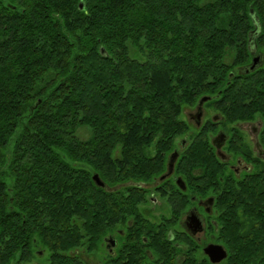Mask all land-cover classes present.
<instances>
[{
	"label": "trees",
	"instance_id": "trees-1",
	"mask_svg": "<svg viewBox=\"0 0 264 264\" xmlns=\"http://www.w3.org/2000/svg\"><path fill=\"white\" fill-rule=\"evenodd\" d=\"M204 96L225 123L259 118L264 149V0H0V264L39 246L47 264H86L76 251L136 217L112 188L162 172ZM207 131L187 151L220 264H264V170L226 172ZM176 241L163 264H211Z\"/></svg>",
	"mask_w": 264,
	"mask_h": 264
},
{
	"label": "flooded vegetation",
	"instance_id": "flooded-vegetation-1",
	"mask_svg": "<svg viewBox=\"0 0 264 264\" xmlns=\"http://www.w3.org/2000/svg\"><path fill=\"white\" fill-rule=\"evenodd\" d=\"M196 105L194 112L188 114L190 126L197 130L209 128L203 134L209 136V143L222 168L236 178L253 172L262 173L264 149L258 142L260 124L251 127L256 135L251 144L241 135L242 127L247 124L222 126L216 117L210 122L208 118H204L203 105L200 115L197 116L198 102ZM197 130L190 138L187 136L175 141L174 148L163 162L164 169L158 175L145 182L130 181L112 188L115 192L127 190L124 195L130 196L129 206L137 214L135 218L129 217L126 220L114 218L111 229L105 234L101 233L98 246L94 250L98 253L96 264H163L158 255L160 251L167 247L168 254L174 257L170 250L180 248L177 239H189L196 251L200 234L208 233L210 236L209 242L202 246V252L206 245L216 244L211 241L213 238L208 228V222L214 224L212 217L215 198L210 192L206 196L199 193V174L197 167L191 162L193 155L187 151L198 135ZM171 156L173 165L169 173ZM113 215H117V210ZM191 215L201 219L203 230L200 233L193 234L189 228L188 217ZM36 253L40 255L39 251ZM75 253L81 257L79 251Z\"/></svg>",
	"mask_w": 264,
	"mask_h": 264
},
{
	"label": "rangeland",
	"instance_id": "rangeland-1",
	"mask_svg": "<svg viewBox=\"0 0 264 264\" xmlns=\"http://www.w3.org/2000/svg\"><path fill=\"white\" fill-rule=\"evenodd\" d=\"M196 106L197 105H194L192 107L183 108V110L181 112V119L187 124V131L182 136L177 137V139L175 141H177V140H179L181 138H184V137L186 138L187 136H188V138H190L194 134V132L197 130L196 128L190 126L191 122H190V120L188 118V114L194 112V109L196 108ZM203 111L205 112L204 118H208V121L211 122L212 118L216 117V118H218L219 121L222 120V122L219 123V125H222V126H227V125H232V126H234V125L236 126L237 125L238 126V125H240L242 123L247 124V125H244V127H242L241 135L243 136L245 141H248L251 144L253 142V139L256 138L255 133L251 131V127L255 126V125L259 126V124H260V129H261V123H260L259 118H255L251 122L225 123L224 120L219 116V113L215 109H213V107H211L210 105H205L204 104L203 105ZM233 130L238 133L237 130H235V129H233ZM197 131H199V130H197ZM86 135H87L86 132H82L80 134L81 137H85ZM207 137H208V141H209V136H207ZM258 139H259V137H258ZM198 236L200 238V241L198 242V245H200L201 248H202V246L205 244V242H209L210 236H209L208 233L200 234ZM38 251H39L40 255H37L36 252H38ZM79 254L81 255V258L83 259V261L86 264H96L97 263V259L96 258L98 257V253L96 254V251L88 253V252H85L84 249L82 248L79 251ZM47 257H48V252H46L45 249H43V248H41L39 246V247L35 248V255L33 256V259L30 262L26 263V264H47ZM11 264H16V263L15 262H11Z\"/></svg>",
	"mask_w": 264,
	"mask_h": 264
},
{
	"label": "water",
	"instance_id": "water-1",
	"mask_svg": "<svg viewBox=\"0 0 264 264\" xmlns=\"http://www.w3.org/2000/svg\"><path fill=\"white\" fill-rule=\"evenodd\" d=\"M83 4L80 5V8L82 9ZM101 54H104V50H101ZM260 57L259 56H255L252 59V65L250 67V69H253L259 62ZM209 100V97L204 96L202 98H200V100L198 101V114L197 116L200 115V111H201V107L202 105L207 102ZM173 157H170L169 160V164H168V172L170 173L171 169H172V163H173ZM92 181L94 182V184L98 187H104V183L100 180L99 176L97 174H94L92 176ZM188 223H189V228L191 229L192 233L195 234L200 233L203 230L202 227V221L199 217L195 216V215H191L190 217H188ZM203 254L209 259V261L212 264H220L225 258H226V249L219 244H208L203 248Z\"/></svg>",
	"mask_w": 264,
	"mask_h": 264
},
{
	"label": "bare ground",
	"instance_id": "bare-ground-1",
	"mask_svg": "<svg viewBox=\"0 0 264 264\" xmlns=\"http://www.w3.org/2000/svg\"><path fill=\"white\" fill-rule=\"evenodd\" d=\"M100 178V177H99ZM101 180V179H100Z\"/></svg>",
	"mask_w": 264,
	"mask_h": 264
}]
</instances>
